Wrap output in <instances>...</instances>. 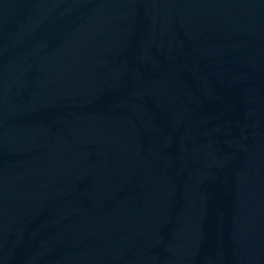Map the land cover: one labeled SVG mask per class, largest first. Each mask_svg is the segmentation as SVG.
<instances>
[{
	"label": "water",
	"instance_id": "1",
	"mask_svg": "<svg viewBox=\"0 0 264 264\" xmlns=\"http://www.w3.org/2000/svg\"><path fill=\"white\" fill-rule=\"evenodd\" d=\"M0 264H264V0H0Z\"/></svg>",
	"mask_w": 264,
	"mask_h": 264
}]
</instances>
